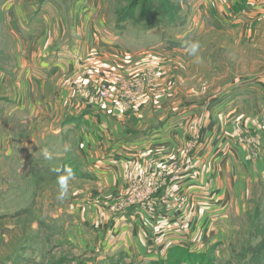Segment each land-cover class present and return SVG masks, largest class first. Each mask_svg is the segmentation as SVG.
Wrapping results in <instances>:
<instances>
[{
    "label": "rangeland",
    "instance_id": "374dc122",
    "mask_svg": "<svg viewBox=\"0 0 264 264\" xmlns=\"http://www.w3.org/2000/svg\"><path fill=\"white\" fill-rule=\"evenodd\" d=\"M146 1L0 0V121L6 119L1 115L4 103L17 98L23 102L31 101L37 116L26 138L23 137L25 133L20 135L16 131H12V137L20 135L27 146L32 142L30 133L33 131L49 129L66 118L79 117L87 110L73 105L65 108L63 104L55 103L56 113L40 114L35 99L50 100L58 93L63 96V92H67L82 104H96L105 114L117 118L121 132L131 137L159 128L185 106H205L210 97L244 77L246 80L264 77V19L232 33L215 30L209 7H198L199 0H172L177 14L173 16L174 11L172 16L177 20L149 28L146 22L138 19L139 10L143 8L146 15L143 19L150 21H158L163 11L158 8V0H151L147 6ZM123 14H126L125 18ZM190 41L200 43L194 56L189 55L185 47ZM57 45L58 50L76 49L87 51L89 55L83 61L78 59L75 69L71 67L61 72L44 88L24 89L22 85L29 83L23 61L32 63L47 48ZM242 122L241 119L233 123V128ZM263 123L264 112L255 126L264 130ZM109 125L113 126V123ZM93 126L94 123L89 132L91 136ZM1 131L3 135L11 136L6 125L2 128L0 124V135ZM85 131L82 128L77 132ZM74 136L70 138L73 149L77 143ZM236 136L235 141L240 139L242 147L258 158L261 150L258 137L246 131H239ZM93 140L97 145L98 139L94 137ZM247 141L255 149L252 145L249 147ZM187 142L182 151L173 149L165 154L162 158L165 162L153 158L147 170L131 173L126 186H120L116 193L81 178L78 165L66 167L55 180L40 185L22 175L12 174L13 170L12 173L4 171V163L0 160V170L2 168L5 177L33 199L27 216L0 219V264H146L149 261L134 254L129 257L121 250L104 258L98 252L88 251L85 244H81V248L80 240L76 239L86 233L89 229L86 223L92 219L85 208L94 202V205L107 206L110 212L118 214L137 206L147 213L146 218L151 222L174 220L181 228H186L190 220L185 221L182 214L189 205L179 188L184 167L177 157L190 155L198 145L197 134ZM168 167L172 168L169 170ZM166 169L168 173L164 172ZM61 177L68 178L64 199L58 198ZM144 194L148 195V200L141 201ZM163 200L166 202L161 205ZM76 204L86 206L73 211ZM152 207L154 212L149 214ZM172 209L175 211L170 213ZM107 220L108 217L100 215L90 227L97 231L108 223ZM227 221L217 241L211 243L208 234L206 246L202 233L205 230H200L197 241L200 249L184 245L191 251L205 253L201 262L189 263L184 261L185 257L179 260L177 254H168V248L177 245L173 243L164 244L157 259L172 255L170 263L166 264H264L262 184L252 190L245 207L238 213L234 211ZM114 238L111 234L109 242ZM82 240L97 243L95 237ZM111 245L115 247L113 243Z\"/></svg>",
    "mask_w": 264,
    "mask_h": 264
},
{
    "label": "crops",
    "instance_id": "0c3cea01",
    "mask_svg": "<svg viewBox=\"0 0 264 264\" xmlns=\"http://www.w3.org/2000/svg\"><path fill=\"white\" fill-rule=\"evenodd\" d=\"M203 6L209 7L215 30H228L232 33L264 19V0H199L198 7ZM180 43L182 42H178V46ZM58 46L47 48L32 63L23 61L25 78L29 83L22 85L24 89L44 88L61 72H66L71 67L75 69L78 61H83L89 55L87 51L78 52L76 49H59L58 54ZM253 78L255 79L246 80L244 77L210 97L205 106H185L181 109L182 112L168 119L159 128L146 133L138 132L131 137L121 132L119 121L113 115L105 114L96 104H82L79 99L63 92V96L56 93L50 100L35 99V104L39 105L37 111L43 115H46L45 112L56 113L58 110L53 108L55 103L63 104L65 108L73 105L87 110L79 117L66 118L49 129L33 131L30 133L32 142L26 146V141L23 142L20 135L25 133L23 137L26 138L29 128L34 126L36 107L34 104L30 105L31 101L23 102L18 98L6 101L1 108V115L6 119L0 121V124L2 128L7 126V133H11V136L3 135L1 131L2 168L4 167V171L13 170L12 174L19 177L22 175L25 179L42 185L55 180L66 167L74 168L78 165L81 178L116 193V190L120 191V186H126L131 173L139 174L147 170L153 158L161 163L165 162L162 159L165 154L173 149L182 151L190 137L197 134L198 145L190 155L177 157L184 167L179 188L189 205L182 214L185 221L190 220V223H186V228H181L174 220L168 222L166 219H159L151 222L147 220V213L141 207L139 209L133 206L125 212L114 214L107 206H96L93 202L84 205L88 210H85L86 214L92 215V219L86 223L89 229L76 240H80L81 248V244H85L88 251L98 252L104 258L112 257L113 251L121 250L129 257L134 254L141 260H156L161 256L163 245L172 243L200 249L197 243L198 231L205 230L202 232L205 244L209 241L206 239L208 234L211 243L213 240L217 241L228 223L227 218L234 211L238 213L245 207L246 199L258 184L264 187V130L255 126L264 112V77ZM241 119L244 122L233 128V123ZM247 119L249 120L246 121ZM92 123L95 126L92 127L91 136L89 132ZM109 123H113V126ZM82 128L86 131L77 132ZM12 131L20 135L12 137ZM239 131L258 137L261 147L258 158L252 157L248 149L237 144L235 137ZM71 136L77 138L75 149L71 145ZM94 137L98 139L97 145ZM45 148L52 154L51 159L42 155L41 150ZM1 170L0 219L27 216L29 203L33 199L28 192L5 177ZM84 206L76 204L73 211ZM95 207L99 211L97 215ZM173 211L175 210H170V213ZM12 212L17 214L13 215ZM100 215L108 217V223L105 221V226L94 231V227L90 226ZM108 234L115 235L113 242H109ZM94 237L97 243L82 240ZM112 243L114 248L111 247Z\"/></svg>",
    "mask_w": 264,
    "mask_h": 264
},
{
    "label": "trees",
    "instance_id": "16d2710c",
    "mask_svg": "<svg viewBox=\"0 0 264 264\" xmlns=\"http://www.w3.org/2000/svg\"><path fill=\"white\" fill-rule=\"evenodd\" d=\"M158 2H159V7L158 8L163 11L162 17H160L158 21H156V19H153L151 21L150 20H144L143 17L146 16V15H144V9L142 8V9L139 10L138 19L140 21L146 22V25L149 28H153V27H155L157 25H162V24L168 23V22H175L177 20L176 18H173V16H177V14H176V10L172 6V0H170V1L169 0H158ZM150 4H151V0H149V1L147 0L146 1V6L150 5ZM174 11H175V14L173 15L172 12H174ZM128 13H126V14H128ZM126 14H123L124 15L123 18H125ZM166 252L168 254L170 252H172L174 254H177V256L179 257V260H181L182 257H185L184 261H187L189 263L201 262L202 259L204 258V255H205V253L191 251L190 249H188L184 245L172 246V247L168 248V250ZM172 258H173V256L171 255L169 257L167 256V258L164 257V259H161V260L160 259L150 260L146 264H166L167 262L170 263V260Z\"/></svg>",
    "mask_w": 264,
    "mask_h": 264
},
{
    "label": "clouds",
    "instance_id": "9594fccd",
    "mask_svg": "<svg viewBox=\"0 0 264 264\" xmlns=\"http://www.w3.org/2000/svg\"><path fill=\"white\" fill-rule=\"evenodd\" d=\"M185 47L189 53V55H196V53L198 52L199 48H200V43L198 41H190V42H186ZM42 155L46 158V159H51L52 158V154L48 151L47 148L42 149ZM67 180L68 178L65 177H61L58 181L59 183V187H60V194H59V199H64L65 196L67 195V191H68V186H67Z\"/></svg>",
    "mask_w": 264,
    "mask_h": 264
},
{
    "label": "built area",
    "instance_id": "2783aa9c",
    "mask_svg": "<svg viewBox=\"0 0 264 264\" xmlns=\"http://www.w3.org/2000/svg\"><path fill=\"white\" fill-rule=\"evenodd\" d=\"M263 124H264V123H263ZM236 142H237V141H236ZM237 144L240 145V146H242L243 143H242V141H240V139H239V141L237 142ZM247 144L249 145V147H251V145H252V147H253L252 149H255V146H253L252 143H249V142L247 141ZM171 168H172V167H168L169 170H170ZM168 169H166L167 171L165 170L164 172H165V173H168V172H169ZM145 189H146V188H145ZM145 189H143V190H145ZM147 196H148L147 194H144V197L141 198L140 200H141V201L144 200V199H145L144 201L148 200ZM144 201H143V202H144ZM165 202H166V200H163L162 202H160V204L162 205V204H164ZM130 203H134V201H133V202H130ZM153 212H154V208L152 207L151 209H149V214H152Z\"/></svg>",
    "mask_w": 264,
    "mask_h": 264
}]
</instances>
